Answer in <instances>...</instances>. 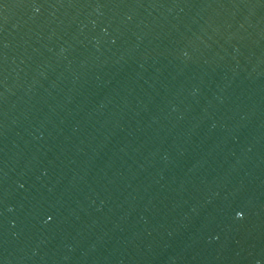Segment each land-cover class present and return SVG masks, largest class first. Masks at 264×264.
I'll list each match as a JSON object with an SVG mask.
<instances>
[{"label": "water", "instance_id": "water-1", "mask_svg": "<svg viewBox=\"0 0 264 264\" xmlns=\"http://www.w3.org/2000/svg\"><path fill=\"white\" fill-rule=\"evenodd\" d=\"M0 264H264V0H0Z\"/></svg>", "mask_w": 264, "mask_h": 264}]
</instances>
